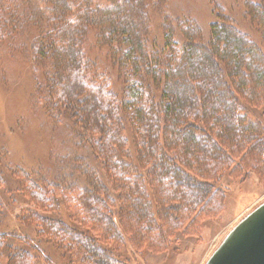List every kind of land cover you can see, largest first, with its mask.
Returning <instances> with one entry per match:
<instances>
[{"label": "trees", "instance_id": "trees-1", "mask_svg": "<svg viewBox=\"0 0 264 264\" xmlns=\"http://www.w3.org/2000/svg\"><path fill=\"white\" fill-rule=\"evenodd\" d=\"M153 4L167 7L164 0H0V37L12 41L34 23L33 53L48 67L41 100L58 122L66 120L102 170L101 177L93 173L90 187L70 185L65 192L64 185L22 172L25 195L26 186L34 185V200L59 213L31 211L26 219L38 224L39 236L75 257L74 264L122 262L99 236L78 228L86 223L107 233L101 239L113 240L115 232L124 239V228L135 246L160 241L156 248L163 249L173 234L198 227L217 211L225 171L263 173L264 34L259 43L224 15L212 24L206 43L195 38L192 21L166 12L159 33L150 35ZM247 7L251 25L264 28V0ZM93 33L120 54L121 90L88 51ZM258 110L262 117L251 116ZM132 146L137 164L130 159ZM145 165L153 167L154 198L146 185L140 187ZM125 168L135 169L130 181ZM54 186L62 198L49 197ZM76 190V199L68 195ZM63 204L77 225L64 220ZM151 232L154 240L146 238ZM9 238L24 241L0 232V260L5 255L7 264H34L31 252L13 249Z\"/></svg>", "mask_w": 264, "mask_h": 264}, {"label": "rangeland", "instance_id": "rangeland-1", "mask_svg": "<svg viewBox=\"0 0 264 264\" xmlns=\"http://www.w3.org/2000/svg\"><path fill=\"white\" fill-rule=\"evenodd\" d=\"M261 1L164 0L167 7L152 5L154 26L150 35L159 33L157 32L159 20L163 19L164 13L170 12L176 19L192 21L199 31L195 38L207 43L211 38L212 24L227 15L240 30L249 33V36L260 43L264 39V28L252 26L246 11L248 7L251 8L247 7L249 2ZM33 3L39 5L40 2L33 1ZM27 9L29 11V8ZM39 9L42 10L43 7ZM31 23L23 25L26 29H30L27 34L21 31L19 35L12 36V41L3 42L5 38L0 37V195L2 197L0 232L17 233L23 238L24 241L9 238L7 243L13 249L30 251L34 264H74L75 257H69L67 252V255L64 254L63 248L59 250L47 239V236H39L38 224H35L34 220L26 219L25 216L28 214L30 216L32 212L31 215H34L39 210L47 215L59 213L58 210L47 211L44 204L37 199L34 200L30 195L35 193L32 192L34 185L26 186L29 196L25 195L21 190L26 183L22 178V172L25 170L35 178L54 185H64L63 192H65L70 185L80 189L90 187V181L94 178L93 173L98 178L102 176V170L95 155L88 150L77 133L71 130L72 127L66 125V120L58 122L50 115L47 106L41 100L46 92L48 67L42 58L34 54L37 30L34 23ZM16 26H18L17 22L14 28ZM91 37L95 38L90 39L88 51L99 62L98 65H101V71L113 77L115 88L121 90L123 81L118 80L116 61L120 58V54L118 57L103 46L105 37H96L95 33L91 34ZM98 38H101V41ZM112 69H115L114 74L109 73ZM259 108L263 110V105L261 104ZM261 110L251 116H260ZM132 153L130 159L132 163L137 164L134 146ZM233 169L234 167L230 171L232 172ZM126 170L130 174L124 178L130 181V178L136 175L133 174L135 169ZM142 170L143 179L147 178L148 181L144 184L142 179L140 187L144 190L146 185L154 198V191L149 189L152 187L149 183L151 179L149 173L153 167L145 165ZM230 171L224 172L219 183L224 189L216 200L217 211L206 220H202L198 227L194 228L195 230L178 231L173 234L170 244L163 249L156 248L160 245L158 243L160 241L156 244L144 242L135 246L131 240V233L124 232V228L122 231L124 239L116 237L115 232L112 234L114 239L109 241L101 239L105 231L103 229L94 231L90 222L78 228L99 236L101 245L112 249L116 257L122 261L120 264H205L228 232L264 202V169L263 173L254 174L250 171L251 173L245 175L237 172L233 174ZM55 190L57 188L52 187V192ZM72 193L76 199L79 191L71 193L68 191V195ZM53 196L62 198L63 194L56 191L49 197ZM154 203L156 205V202ZM70 209L63 204L60 212L66 222L77 225L69 217ZM24 219L28 224H24ZM156 235L151 232L146 234V238L154 240ZM68 243L66 241V245ZM8 260L9 258L4 255L0 264H7Z\"/></svg>", "mask_w": 264, "mask_h": 264}, {"label": "water", "instance_id": "water-1", "mask_svg": "<svg viewBox=\"0 0 264 264\" xmlns=\"http://www.w3.org/2000/svg\"><path fill=\"white\" fill-rule=\"evenodd\" d=\"M205 264H264V202L228 232Z\"/></svg>", "mask_w": 264, "mask_h": 264}]
</instances>
